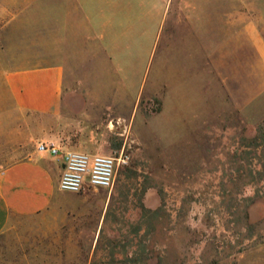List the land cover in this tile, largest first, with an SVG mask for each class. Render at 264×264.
I'll return each instance as SVG.
<instances>
[{
  "label": "rangeland",
  "instance_id": "rangeland-1",
  "mask_svg": "<svg viewBox=\"0 0 264 264\" xmlns=\"http://www.w3.org/2000/svg\"><path fill=\"white\" fill-rule=\"evenodd\" d=\"M244 5V19L235 20L230 6L227 30L195 40L206 86L194 79L197 68L188 88L153 82L163 51L166 65L180 66L179 40L165 36L139 94L96 86L95 79L115 80L116 73L108 65L94 70L89 53L78 56L83 63L68 72L69 94L132 98L124 106L132 117L111 120V133L105 113L93 123L112 149L83 150L117 157L112 187L87 188L110 197L102 208L81 205L72 228L60 210L21 217L0 234V264H264V0ZM11 9L0 8V18ZM12 25L0 21V171L37 152L40 142L63 149L96 142L90 129L64 137L60 118L14 108L2 78L17 57L13 42L35 44L39 28L61 24H25L17 35ZM63 35H55L59 44Z\"/></svg>",
  "mask_w": 264,
  "mask_h": 264
},
{
  "label": "crops",
  "instance_id": "crops-1",
  "mask_svg": "<svg viewBox=\"0 0 264 264\" xmlns=\"http://www.w3.org/2000/svg\"><path fill=\"white\" fill-rule=\"evenodd\" d=\"M230 6L237 8L235 20L248 13L244 0H0V8H12L9 18L0 21L12 23L14 35L25 24H61L39 28L43 33L35 44L23 37L20 43L13 42L17 57L2 76L7 97L19 112L60 118L64 137L86 135L87 129L96 135L95 143L81 141L70 150L112 149L111 143L103 142L105 132L95 130L93 123L105 113L107 133H111L116 118L132 117L124 111L126 101L131 99L132 104V98L69 94L68 72L80 69L83 63L78 56L89 53L94 70L108 65L116 73L115 80L95 79L96 86L122 87L130 95L139 94L145 90L143 82L152 67L155 44L165 36L179 40L180 66L172 69L166 65L168 57L163 51L153 82H161V87L188 88L191 71L197 68L194 79L199 77L206 86L207 67H196L195 40L211 39L213 29L227 30ZM60 32L64 44L57 42L55 35ZM59 45L62 51L53 50ZM89 46L91 50H86ZM58 54H64V60L55 57ZM173 77L178 79L176 84ZM119 108H123L120 113ZM63 169L61 156L37 151L0 171V234L21 217L53 210H60L63 224L72 228L81 205H107L110 193L103 190H61Z\"/></svg>",
  "mask_w": 264,
  "mask_h": 264
},
{
  "label": "built area",
  "instance_id": "built-area-1",
  "mask_svg": "<svg viewBox=\"0 0 264 264\" xmlns=\"http://www.w3.org/2000/svg\"><path fill=\"white\" fill-rule=\"evenodd\" d=\"M38 151L63 158L59 183L63 191L79 193L87 188H110L114 184L118 163L115 156L63 149L54 142H40Z\"/></svg>",
  "mask_w": 264,
  "mask_h": 264
}]
</instances>
